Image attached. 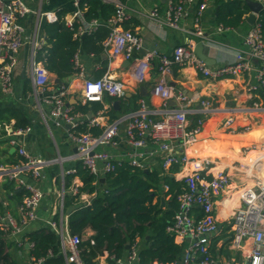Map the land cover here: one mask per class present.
Returning a JSON list of instances; mask_svg holds the SVG:
<instances>
[{
	"label": "built area",
	"instance_id": "1",
	"mask_svg": "<svg viewBox=\"0 0 264 264\" xmlns=\"http://www.w3.org/2000/svg\"><path fill=\"white\" fill-rule=\"evenodd\" d=\"M71 10L64 17L67 26L73 27L75 22L81 26L75 36L93 32L103 22L99 19L86 21L81 9V0H68ZM116 3V13L108 20L110 34L104 41V47L110 51L113 59L122 57L134 60L130 68L131 76L142 79V64H150L158 60V80L153 88V96L163 100L160 108L151 109L145 100H141L138 109L121 117L111 120L100 133L70 131L69 137L77 146L75 158L80 160L90 173L98 176V162L102 161L105 173L114 172L121 161L102 146H119L121 128L124 127L127 142L132 147L129 153V163L140 169L148 168L145 156L161 158V169L167 173L173 165H189L191 171L185 178L187 183L184 191L178 195L179 207L175 217L166 231L173 236L177 243L183 245L181 257L171 264H264V176H257L251 181H235L230 172L221 166V159H213L197 151L178 153L177 146L182 144L189 147L196 143L208 117L218 111V107L207 98L201 99L199 105H193L192 98L183 91H176L170 84V76L174 67L192 65L204 75L213 79L227 75H237L244 69L250 68L249 59L259 62L258 79L264 92V32L258 20L244 36L245 50H240L235 62L222 64L212 68L201 60L194 52V44L177 45L170 55L150 51L143 57L136 58L134 52L143 46L142 37L121 24L130 18L126 5L121 0ZM213 0H166L165 16L158 7L148 11V15L173 29H183L182 19L187 14L190 5H197L195 34L204 37L201 18L204 11ZM264 6V0H252ZM31 0H0V88L9 93L13 89V75L19 65L17 54L25 45L26 26L22 23L33 12ZM43 2V0H42ZM42 12V3L38 9ZM43 13V12H42ZM39 24L37 25V30ZM226 28L220 24L218 30ZM33 48L29 56L30 74L35 84V92L51 106L50 116L57 125L76 124L81 116L74 108L66 103L69 84H60L56 89L49 90L50 76L45 68L44 60L39 59V51L44 47L42 39L36 35L32 39ZM75 74L83 80V102H102L106 94L121 97L125 92V82L111 74L100 78H91L86 73L85 65L81 62L79 52L73 58ZM95 88L96 91H91ZM258 86L249 85V90ZM174 101L175 104H171ZM251 110L264 112V101L254 102ZM242 110L239 107L233 108ZM197 114L195 124H191L190 115ZM234 116L224 121L229 131L234 130ZM91 126L96 124L91 120ZM250 125L243 127L249 131ZM27 129L11 131L22 134ZM9 143L16 147L21 160L13 165L0 164V180H14L17 187L24 188L27 196L19 205L20 218L8 210L9 203L3 202L4 212H0V228L6 236L18 237V245L32 248L26 229L34 221L40 220L39 208L43 199L42 190L36 185L35 179L41 176L43 166L50 165L59 158L35 157L29 153L16 138L10 137ZM249 149L261 151L260 157L250 158L253 165L264 163V145H252ZM147 150V151H146ZM67 171L66 174L72 173ZM65 175V173H64ZM180 179V180H181ZM168 185H164L167 190ZM72 193H79L75 186ZM223 196V197H222ZM85 196H82L84 198ZM223 198L222 204L219 201ZM86 198H84L85 200ZM89 198L86 200L88 201ZM87 204H89L87 202ZM86 204V205H87ZM224 207L223 216L219 205ZM63 207V206H62ZM200 209V213H197ZM221 215V216H220ZM45 223L59 235L60 253L64 255L66 264H90L82 257L83 236L73 234L67 223L59 225L55 220H45ZM228 228L226 237L219 242L221 248L224 242H229L227 250L230 255L221 252L212 253L209 249L212 237L220 233L222 226ZM92 244L95 243L90 239ZM52 254V252L50 251ZM138 242L130 244L127 254L123 257L112 256L114 264H141ZM30 259L35 264H42L44 258L35 259L30 253ZM98 264V263H97Z\"/></svg>",
	"mask_w": 264,
	"mask_h": 264
},
{
	"label": "crops",
	"instance_id": "2",
	"mask_svg": "<svg viewBox=\"0 0 264 264\" xmlns=\"http://www.w3.org/2000/svg\"><path fill=\"white\" fill-rule=\"evenodd\" d=\"M66 1L43 0L42 2V0H31V7L36 12L23 19V24L27 29L26 41L22 59L13 75V89L11 92L5 93L0 88V110L12 107L20 108L32 122L22 134L11 132L19 130L13 128L14 119L6 123L7 136L0 138V142L2 139H6V142L0 144V158L6 159L5 149H7L10 154H15L21 160L17 149L13 151L14 147L9 143L11 136L16 138L35 157L59 158L58 161L43 166L41 176L34 180L43 192V199L39 208L40 220L32 222L27 227L26 232L46 226L45 220H55L59 225L68 224L70 214L68 209L72 206L74 210V206L71 205L65 209V199L68 195L74 194L72 190L75 186L78 188L84 185L83 178L77 173V166L82 162L74 157L77 153V146L69 137L70 131L79 132L83 128L94 133L100 132L111 120L138 109L141 100H145L151 109L160 108L163 104L162 99L154 97L152 94L154 85L158 80V60L154 59L147 65L142 64L140 70L145 73L142 79L131 76L130 68L134 64V60H131V64L127 65V59L125 58L113 59L110 51L104 47L106 38L102 42L101 52L95 53L92 52L93 50L83 48L79 51V57L85 65L89 77L100 78L106 74H111L122 79L125 82L124 95L112 97L106 94L102 102L84 103L83 80L81 78L74 73L66 80H60L55 73L46 69L50 76L49 90L52 91L63 83L69 84L66 103L74 108L75 113L81 115L79 116L80 120L74 125L56 124L50 116L51 106L35 92L36 87L30 74L29 56L33 48L32 39L36 33L38 38L43 40L44 45L47 44L44 32L46 18L50 17L55 20L59 11L68 6ZM243 1L247 4L246 0ZM41 3L43 13L37 12ZM124 4L130 13V18L124 21L121 26L137 32L143 39L142 48L134 52L136 58L143 57L150 51L170 55L177 45L196 44L198 41L203 40L205 52L215 59V64L211 65L212 68L235 62L238 52L246 49L244 36L253 25L247 17L251 13H257L251 8L240 26L219 31L218 26L220 23L217 20V15L220 5L217 4V0H213L201 18V26L204 31V37L202 38L194 32L197 5L188 7L187 14L181 22L183 29H173L148 15L150 9L158 7L161 15L165 16L166 0H126ZM217 7H219L218 10H216ZM259 14L260 12L256 14L257 20ZM38 24L39 28L37 30ZM249 66L250 68L242 70L237 75H227L213 79L204 75L192 65H176L170 76V84L176 91H183L189 95L195 107L204 98L210 99L218 107V111L207 118L196 143L189 147L180 144L177 146V152L182 153L187 149L188 151L201 152L203 155H208L215 160L221 159V166L230 172L233 180L241 182L251 181L257 176H264V163L262 161L257 165L249 162L250 158L262 155L260 150L249 148L254 144L264 145V112L254 111L250 108L254 102L264 101V92L259 87V62L249 59ZM56 79H59V82ZM249 85L258 86V88L251 91L248 89ZM116 100L120 102L119 109L114 106ZM170 103L175 104L174 101H170ZM236 107L242 110L233 111V108ZM231 115L235 117V122L233 123L234 130L229 131L224 126V121ZM197 118V114L190 115L191 124H195ZM93 119H95L96 124L91 126L90 122ZM247 125H250L251 129L244 131L243 127ZM100 149L111 152L118 161H129V153L132 152V147L127 142L124 127L121 128L117 148L102 146ZM144 160L149 166L143 169L144 171L146 169L148 171L157 169L163 174L160 157H153L148 153ZM103 166V162L99 161L98 179L94 182L95 185H98L100 191L104 189L103 186L106 181H102V178L105 179L106 175ZM70 170H73L72 173L66 174ZM190 171L189 165L179 166V170L171 175L180 180L183 175ZM68 176L70 177L69 186L67 185ZM2 181L0 180V182ZM96 194L95 192H82L78 203L86 205L88 202L87 205H90ZM3 196L4 191L1 190L0 198ZM82 196H85L86 199L84 200ZM88 198L89 200L86 201ZM162 199H164V202ZM158 200L161 208L164 210L171 209V197L165 194L164 187H162L160 194L154 198L153 202L156 203ZM222 201L223 198L219 203L222 204ZM8 203L10 204V201ZM220 204H218L219 208L222 206ZM8 210L17 218H20L19 205L17 206L15 202L11 204V208L9 207ZM222 215L224 216L225 212ZM153 233V230L149 229L146 231V239L137 238L139 249L149 243L147 240ZM95 234L96 232L92 228H88L82 236L84 240H94ZM17 241L18 237L16 236H6V242L8 243L6 251L11 254L17 264H33L28 246H19ZM96 261L98 264H111L106 253L98 256Z\"/></svg>",
	"mask_w": 264,
	"mask_h": 264
},
{
	"label": "trees",
	"instance_id": "3",
	"mask_svg": "<svg viewBox=\"0 0 264 264\" xmlns=\"http://www.w3.org/2000/svg\"><path fill=\"white\" fill-rule=\"evenodd\" d=\"M121 1L126 2V0ZM67 4L68 6L59 11L55 20L46 18L44 32L47 44L38 54L39 59L44 60L45 68L55 73L60 80H66L76 72L73 58L81 49L86 48L95 53L102 51V42L111 31L108 20L116 13V3L112 0H81L84 19L86 21L99 19L103 23L91 33L75 36L81 23L75 22L73 27L65 24L64 16L71 10V3L68 1ZM217 4L220 5L217 20L226 28L240 26L250 11L249 5L243 0H217ZM258 22L264 32V8L260 11ZM12 119L15 120L14 129H26L32 124L22 109L16 107L2 109L0 138L7 136L5 125ZM79 132H87V130L82 128ZM4 142L6 139H2L0 144ZM5 154L7 157L0 158V164L13 165L20 160L7 149ZM178 170L179 166L173 165L167 173L161 174L157 169L145 172L127 162H121L114 172L106 173L104 189L100 191L98 185L94 184L98 177L79 163L77 173L83 178L84 185L78 187L79 193L66 197L65 209L74 206L68 217L69 229L73 234L82 236L88 228L96 232L94 244L90 240L82 242V257L85 262L96 264V258L106 253L110 263L114 264L112 256L123 257L128 251L127 243L133 244L138 237L146 239V231L149 229L154 233L147 240L149 243L140 249V263L171 264L178 260L183 253V245L177 243L166 231L167 225L172 222L179 207L178 195L187 185L185 178L178 180L171 175ZM69 179L68 176L67 185L70 184ZM161 185L169 186L165 190V194L171 197L169 210L161 208L159 200L153 202L160 194ZM1 190L4 191L1 199L10 201L8 209L14 202L17 206L20 205L28 194L26 189L17 187L16 181L9 179L0 182ZM82 192L97 193L90 205L78 203ZM221 207L220 212H223ZM4 210L3 202L0 200V212L3 213ZM196 211L200 213V209ZM56 218L58 219V216ZM227 230L228 228L223 225L220 233L212 237L209 246L212 253L216 254L219 251L230 255L227 250L228 241L224 242L221 248L218 245L226 237ZM27 236L29 241L33 242L30 253L35 259L44 258L42 264H66L64 255L60 253L59 235L51 227L44 225L28 232ZM7 247L6 234L0 228V264H17L6 251Z\"/></svg>",
	"mask_w": 264,
	"mask_h": 264
},
{
	"label": "water",
	"instance_id": "4",
	"mask_svg": "<svg viewBox=\"0 0 264 264\" xmlns=\"http://www.w3.org/2000/svg\"><path fill=\"white\" fill-rule=\"evenodd\" d=\"M247 4L249 5L250 9L252 8L255 12L259 13L264 6L261 3L252 1V0H246ZM219 7L216 8V10H218ZM257 13H251L247 19L250 23L254 24L257 21ZM194 52L196 53V55L203 60L207 65L211 66L215 64V59H213L212 57H210L206 52H205V44L203 42V40L198 41L196 44H194ZM131 60L128 59L127 60V65L131 64ZM57 82H59V79H56ZM115 108L119 109L120 107V102L119 100H116L114 103ZM16 150V147L13 148V151ZM145 172H148V169L145 170ZM105 179L102 178V181H104ZM164 202V199H162ZM73 210V207L71 206L68 209V213H71ZM130 243H128L127 248L129 247Z\"/></svg>",
	"mask_w": 264,
	"mask_h": 264
},
{
	"label": "rangeland",
	"instance_id": "5",
	"mask_svg": "<svg viewBox=\"0 0 264 264\" xmlns=\"http://www.w3.org/2000/svg\"><path fill=\"white\" fill-rule=\"evenodd\" d=\"M68 1V0H67ZM66 1V3H68ZM22 23H23V20H22ZM23 48H24V46L21 48V50L19 51V53L17 54V57H18V59H19V64H20V61H21V59H22V52H23ZM162 190V187L159 189V192ZM83 239H84V237H83Z\"/></svg>",
	"mask_w": 264,
	"mask_h": 264
},
{
	"label": "snow or ice",
	"instance_id": "6",
	"mask_svg": "<svg viewBox=\"0 0 264 264\" xmlns=\"http://www.w3.org/2000/svg\"><path fill=\"white\" fill-rule=\"evenodd\" d=\"M91 91L95 92V91H96V89H95V88H92V89H91Z\"/></svg>",
	"mask_w": 264,
	"mask_h": 264
}]
</instances>
